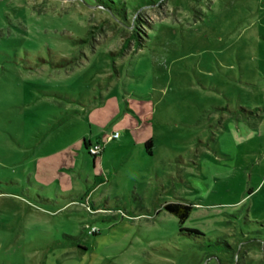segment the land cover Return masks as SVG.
<instances>
[{
  "label": "rangeland",
  "instance_id": "obj_1",
  "mask_svg": "<svg viewBox=\"0 0 264 264\" xmlns=\"http://www.w3.org/2000/svg\"><path fill=\"white\" fill-rule=\"evenodd\" d=\"M124 1L0 0V264H264V0Z\"/></svg>",
  "mask_w": 264,
  "mask_h": 264
},
{
  "label": "trees",
  "instance_id": "obj_2",
  "mask_svg": "<svg viewBox=\"0 0 264 264\" xmlns=\"http://www.w3.org/2000/svg\"><path fill=\"white\" fill-rule=\"evenodd\" d=\"M94 5L102 11H105L106 13H110L113 17L117 18L119 20V23L121 26H125L126 18H127V8H126V2L124 0H91ZM164 0H151L149 7L155 6L157 4L163 3ZM134 14L136 15L132 22L131 26H128L130 31L128 32L127 38L125 39V42L123 43L122 47L123 50H126L129 43H132L134 45L133 52H135L138 48H141L145 43L146 33L141 29V24H143L145 21L141 20L139 16V9L138 7L132 8ZM130 12V11H129ZM138 12V13H136ZM132 13V12H131ZM109 14V15H110ZM110 15V16H111ZM111 16V18H113ZM107 22V18L105 19ZM90 33V31H89ZM87 38L83 39V41H86ZM92 145V143L89 140H83V146L85 150L89 153L88 149ZM144 147L146 154L151 155V147L152 142L150 139H147L144 142ZM89 155L95 160L100 153ZM163 208L166 209L168 212L174 214L177 216L180 223H183L185 220H187L190 216L191 210H192V204L190 203H181V202H172V203H166L163 205ZM179 232L184 235L187 238L194 239L196 241L204 239V234L200 232L198 229H192V228H179Z\"/></svg>",
  "mask_w": 264,
  "mask_h": 264
},
{
  "label": "built area",
  "instance_id": "obj_3",
  "mask_svg": "<svg viewBox=\"0 0 264 264\" xmlns=\"http://www.w3.org/2000/svg\"><path fill=\"white\" fill-rule=\"evenodd\" d=\"M118 136H119L118 132H114L111 137H112V139H115V138H118ZM88 151H89V153L91 155H95V154L100 153L99 152V144H97V143L96 144H92L89 147Z\"/></svg>",
  "mask_w": 264,
  "mask_h": 264
},
{
  "label": "crops",
  "instance_id": "obj_4",
  "mask_svg": "<svg viewBox=\"0 0 264 264\" xmlns=\"http://www.w3.org/2000/svg\"><path fill=\"white\" fill-rule=\"evenodd\" d=\"M118 134H119V133H118ZM118 138H119V136H118ZM145 141H146V140H145ZM145 141H144V142H145Z\"/></svg>",
  "mask_w": 264,
  "mask_h": 264
}]
</instances>
